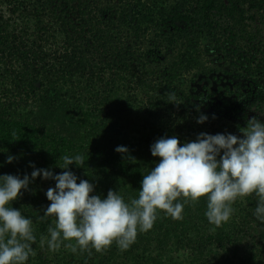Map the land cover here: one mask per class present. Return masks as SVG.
<instances>
[{
    "label": "trees",
    "instance_id": "trees-1",
    "mask_svg": "<svg viewBox=\"0 0 264 264\" xmlns=\"http://www.w3.org/2000/svg\"><path fill=\"white\" fill-rule=\"evenodd\" d=\"M261 26L264 0H0V175L70 170L94 185L93 195L138 198L159 160L150 150L158 139L242 137L250 119L264 121ZM166 51L171 59L159 66ZM211 55L228 69V85L181 89L188 77L218 73L206 65ZM64 155L84 163L62 169ZM55 183L37 177L12 203L33 221L26 264H264L255 194L238 198L219 227L202 197L185 203L180 220L158 211L126 251L113 243L73 253L74 240L52 250L55 218L44 213Z\"/></svg>",
    "mask_w": 264,
    "mask_h": 264
},
{
    "label": "clouds",
    "instance_id": "clouds-1",
    "mask_svg": "<svg viewBox=\"0 0 264 264\" xmlns=\"http://www.w3.org/2000/svg\"><path fill=\"white\" fill-rule=\"evenodd\" d=\"M207 119L201 115L197 123ZM115 150L128 152L124 146ZM150 150L159 160L143 176L138 198L130 202L113 190L106 197L93 195L94 185L88 180L78 183L79 178L67 169L74 163H84L80 155H64V164L59 167L67 171L61 174L34 168L31 177L0 175V264H26L29 260L31 245L36 241L33 221L12 203L37 177L56 182L46 192L51 203L44 213L55 218V226L48 229L52 250L63 241L74 240L75 244L69 245L73 253L77 247L83 251L89 246L102 252L113 243L126 251L135 243L138 232L152 229L158 211L180 220L185 203L199 202L202 197L207 201L205 216L219 227L231 218L232 205L238 198L255 194L259 202L254 215L264 222V121L250 119L242 137L201 133L195 141L182 145L176 136L162 137ZM13 160V156L8 157L9 163Z\"/></svg>",
    "mask_w": 264,
    "mask_h": 264
},
{
    "label": "rangeland",
    "instance_id": "rangeland-1",
    "mask_svg": "<svg viewBox=\"0 0 264 264\" xmlns=\"http://www.w3.org/2000/svg\"><path fill=\"white\" fill-rule=\"evenodd\" d=\"M261 28L264 30V26H261ZM263 35H264V31H263ZM151 45H152V43L149 44V46H151ZM209 46H210L209 44H207V43L205 44L206 48H208ZM143 49L144 48H142L141 50H143ZM212 53H214V52H212ZM207 58L208 59H206V65L208 67H210L211 69L214 68V70H216V72H218V73L216 75L210 73L206 77L201 76V75H197L194 78L188 77V78H186V80L184 81L183 84H179V87L181 89H185V90H189V91L194 90V92L196 94H198V93H205L206 89L215 90L218 86L223 89L224 85H228L227 80H229L230 76L224 74V72H226L228 69L224 68V67H219V64L215 61V56L211 55V56H208ZM170 59H171L170 52L166 51V52L161 54V61L158 63V65L159 66L165 65L166 63H168V61ZM214 76H216V78L220 79L219 83H215L213 81L212 78Z\"/></svg>",
    "mask_w": 264,
    "mask_h": 264
}]
</instances>
